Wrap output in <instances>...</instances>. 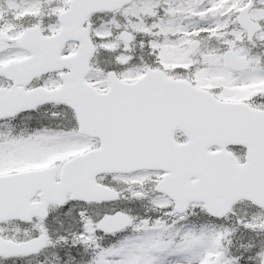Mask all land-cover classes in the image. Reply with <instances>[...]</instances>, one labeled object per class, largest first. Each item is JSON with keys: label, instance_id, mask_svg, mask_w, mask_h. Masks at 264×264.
<instances>
[{"label": "snow or ice", "instance_id": "6c2138e0", "mask_svg": "<svg viewBox=\"0 0 264 264\" xmlns=\"http://www.w3.org/2000/svg\"><path fill=\"white\" fill-rule=\"evenodd\" d=\"M0 264H264V0H0Z\"/></svg>", "mask_w": 264, "mask_h": 264}]
</instances>
